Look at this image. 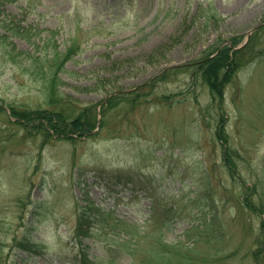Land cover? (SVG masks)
I'll return each instance as SVG.
<instances>
[{
  "label": "rangeland",
  "instance_id": "374dc122",
  "mask_svg": "<svg viewBox=\"0 0 264 264\" xmlns=\"http://www.w3.org/2000/svg\"><path fill=\"white\" fill-rule=\"evenodd\" d=\"M207 2L210 20L199 8ZM259 25L264 0H0V264H74L81 248L104 258L110 241L98 229L72 239L76 202L87 197L142 229L154 204L148 228L167 222V243L192 246L198 238L190 236L210 224L187 249L192 264H264L259 219L243 203L245 184L264 178V30L221 96L183 66ZM53 60H65L56 72L60 109L83 114L95 129L55 132L56 107L39 82ZM165 71L153 93L102 111L109 94ZM167 95L169 105L153 102ZM227 148L240 153L231 166ZM31 236L43 247L20 250Z\"/></svg>",
  "mask_w": 264,
  "mask_h": 264
},
{
  "label": "trees",
  "instance_id": "16d2710c",
  "mask_svg": "<svg viewBox=\"0 0 264 264\" xmlns=\"http://www.w3.org/2000/svg\"><path fill=\"white\" fill-rule=\"evenodd\" d=\"M203 11L207 12V16L209 17V19H212L215 17V12L213 8L211 7L204 8ZM260 28L264 30V26ZM259 30H257V32L253 34V36H251L249 42L243 48L232 51V47H229V45L226 44L225 46L221 48L222 50L220 49V51L215 56L209 57L212 52V51H209V54L206 55L208 56L207 58L203 60H199L197 62H192L190 65L186 66L187 69L194 74V77L201 79L202 82H205L213 92L221 96L225 88V85L228 82H230V80L241 69V67L245 65L247 59L251 58L252 54L255 53L253 52V49L255 48V46L257 45L260 39ZM50 40L51 38L47 37L46 42H49ZM238 40H239L238 38H234V39H231V42L233 44H236ZM53 45H54V50H57V46L55 44ZM71 49L72 47H68L66 51L62 54V57L63 58L68 57V55L71 53ZM64 61L65 60L63 61L53 60L50 65L51 69H53L52 74L49 76L48 79L44 77L42 78V80H39L40 84H42L44 88L50 93L48 102L52 107L57 106L61 102L60 97H58L60 94V90H59L60 88L59 86L56 87V84L57 83L62 84V82L60 81L61 79H58L56 72L58 71L59 67ZM192 64H195V65L198 64V67L194 68L195 66ZM36 69L38 70V67ZM43 69H44L43 66L40 65L39 71H44ZM167 73L169 72L166 71L164 72V74L162 73L161 76L153 80L154 82L149 87V90L152 89L151 93L154 92L155 88L153 89V87H156L159 81L161 80L164 81V79L168 75ZM149 93L150 92L143 91V93L138 94V96L141 98V97L148 95ZM137 97L133 98L130 94H121V95L113 96L112 98H109L107 101L108 108L114 107L118 105V103L123 102V101L124 102L127 101V104H131L132 103L131 99H135ZM163 97L168 98L169 96H166V97L163 96ZM159 98L160 100L165 101L162 97H159ZM15 109H16L15 115H20L22 119L28 120L30 115L27 114V112H23L22 110H18L17 108ZM58 109L59 108H52L51 114L53 115V118H54V123L52 124V126L54 127L56 126L55 132L60 135L65 134V133L68 134L70 132H71L70 133L71 135L74 132L73 130L83 129V131H88V130H91L95 126L93 124H90V121L88 119H85L83 114L72 117L69 111H67L68 113L66 114ZM73 111H76V109L74 108ZM89 117L90 116L88 115V118ZM57 123L59 124L58 126H57ZM47 134L51 135L49 130L47 131ZM227 160L231 162V159L229 157L227 158ZM232 164H234V162H232ZM259 182L261 183V181ZM255 187L261 189L262 192H264V185L262 183L261 185L257 184ZM88 205H89L88 207H84V206L79 207L80 212L78 214V225L76 228V236L78 237L94 234V232H90V230H91V226L94 225L95 223L100 225L102 232L105 231V228L113 229L114 227H117L121 229V227L127 223L126 221L118 217L110 216L111 214L110 212L106 213L104 211H101V209L98 207H93L92 203ZM258 212L259 214L264 213V202H263V206L258 209ZM261 222H262V229H263L261 230V239L264 243V218H261ZM126 225H128L129 229H130V226H132L128 223ZM131 232L133 235H135L138 232L137 226L134 229H131ZM24 243L27 244L26 246H29L32 244V242L29 239H27ZM123 244H125V246H127L128 249L130 250L139 249L138 246H133L132 243L128 241L120 243V245H123ZM262 248L263 247H259L258 253L262 251ZM147 252L149 253L150 258H153V257L157 258V254L154 250V247L151 246L150 248H148ZM173 253H175L173 252V250H170L167 247L163 248L158 258L159 261L158 262L153 261V264H183V260H187V256L182 255L180 263L174 262L172 260ZM177 254L179 255L178 252ZM78 255H79V264L93 263L89 259L86 253L79 251ZM149 264H152V263L149 262Z\"/></svg>",
  "mask_w": 264,
  "mask_h": 264
}]
</instances>
